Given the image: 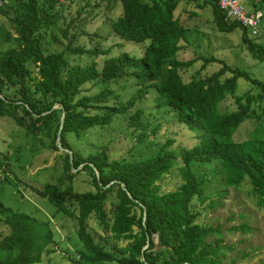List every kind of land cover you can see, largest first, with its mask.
<instances>
[{
	"label": "trees",
	"instance_id": "obj_1",
	"mask_svg": "<svg viewBox=\"0 0 264 264\" xmlns=\"http://www.w3.org/2000/svg\"><path fill=\"white\" fill-rule=\"evenodd\" d=\"M114 1L120 3L122 14L112 22V30L126 41L146 43L144 54L108 58L98 70L95 63L68 66L64 52L43 54L42 30L59 20L55 7L60 0H0V19L8 21V27L0 23V116L11 118L34 141L38 136L50 138L54 132L51 143L54 151L60 152L69 182L80 172L89 175L92 190L83 194L74 193L70 183L64 188L46 184L36 191L57 212L76 221L77 237L83 245L77 251L78 261L73 259L76 264H220L227 247L222 245L221 227L198 223L191 209L194 200L197 204L206 200L203 180L192 167L217 161L224 171L225 186L239 189L247 181L257 206L264 208V124L257 123L243 141L233 139L240 125L250 119L251 103L264 102V84L214 58L178 60L188 43L184 24L199 15L184 9L176 15L175 11L180 2L195 3L200 9L210 4L218 32L240 28L247 51L262 63L264 48L249 39L238 22L226 20L215 0ZM262 2L253 8L262 10ZM67 49L76 55L98 54L96 50ZM197 62L201 64L194 76L184 81L182 71ZM215 63L221 67L206 71ZM30 66L37 69L34 75ZM128 77L137 90L126 103L109 104V90L81 96L87 83L109 85ZM160 79H165L164 83L159 84ZM239 79L256 85L259 94L236 95ZM11 89L12 98L5 95V90ZM151 89L158 105L173 108L180 123L195 125L202 132L199 143L190 149L161 145L158 153L140 160L112 159L106 148L82 157L68 144V135L79 138L92 128L109 125L119 115L129 114L130 107L141 103ZM230 97L236 110L220 112L219 105ZM90 108H96L93 115L88 113ZM140 115V110L129 114L132 126L140 124ZM57 138L70 154L58 149ZM175 166L181 184L174 191L160 193L157 184ZM108 204L109 212L105 210ZM91 217L121 244L117 253L94 243L86 232ZM49 224L0 203V226L6 229L0 237V264H44L42 254L52 252L48 249L53 242ZM239 230L250 232L245 225L229 232ZM154 235L159 251L153 250Z\"/></svg>",
	"mask_w": 264,
	"mask_h": 264
},
{
	"label": "rangeland",
	"instance_id": "obj_2",
	"mask_svg": "<svg viewBox=\"0 0 264 264\" xmlns=\"http://www.w3.org/2000/svg\"><path fill=\"white\" fill-rule=\"evenodd\" d=\"M241 1L245 2L239 0ZM262 3L261 11L264 13V0ZM55 8L60 18L50 28L42 30L45 35L41 41L43 54L64 52L68 66L87 67L95 63L98 70L108 58L118 57L123 53L136 57L144 54L146 43L126 41L112 30V22L122 14L119 2L60 0ZM182 9L195 11L199 16L184 24L188 29V43L177 55L178 60L214 58L229 67L245 71L251 79L264 84V63L247 51L246 45L242 43L243 31L240 28L231 33L218 32L213 23L210 4L200 9L195 8V3L180 2L176 15ZM0 23L8 27L6 19L1 18ZM259 32L260 36L254 39L246 30L248 38L264 48V19ZM68 47L83 51L96 50L98 54H71ZM200 64L201 62H197L190 69L182 71V79L189 81ZM220 67L215 63L208 66L206 71L211 72ZM30 69L33 75L37 72L34 66H30ZM164 81L165 79H160L158 83L162 84ZM136 88L134 80L128 77L109 85L87 83L83 86L81 96H92L109 90L112 93L109 104L126 103L136 95ZM259 91L256 85L244 79L237 81L236 95L248 94L255 97ZM6 94L14 97L13 89L5 90ZM114 96L118 98L114 99ZM236 108L232 97L224 100L218 107L220 112L235 111ZM250 109V119L242 123L233 136L237 142L247 139L257 123L264 124V102L251 103ZM137 110L141 111L140 124L135 127L131 124L129 114H134ZM129 111L127 115L115 117L109 125L84 132L79 138L68 135V144L82 157L106 148L112 159L140 160L158 153L161 145L168 144L169 149H190L203 138L202 132L195 125L180 123L173 108L158 105L154 89L150 90L149 96L141 103L131 106ZM95 112L96 108L88 110L90 115ZM53 133L50 138L38 136L34 141L11 118L0 116V203L14 212L50 222L53 242L48 249L52 252L42 254V263L76 264L73 259L78 261L77 251L83 249L77 237L76 221L57 212L55 206L38 196L36 191L42 190L46 184L64 188L70 183L74 193L83 194L91 191L92 187L86 172H80L70 182L67 180L68 173L59 158L60 152L54 151L51 143ZM55 145L61 147L59 141ZM62 150L65 151L63 148ZM192 169L203 180L206 200L203 204H197L194 200L191 209L196 214L198 223L221 227L224 235L222 245L227 247L224 256L220 258V264H264V208L257 206V198L252 195L248 182L244 181L239 189L227 188L224 184V171L217 161L195 163ZM71 171L78 173L76 170ZM180 184L178 167L175 166L157 187L160 193H167L176 190ZM110 208L108 204L105 210L109 212ZM242 225L248 226L250 232H229ZM5 232L6 229L0 226V237ZM86 232L94 243L107 251L117 253V249L121 247L119 242L112 239V234L102 229L92 217L86 223ZM153 242V250L159 251L161 247L156 235L153 236Z\"/></svg>",
	"mask_w": 264,
	"mask_h": 264
},
{
	"label": "built area",
	"instance_id": "obj_3",
	"mask_svg": "<svg viewBox=\"0 0 264 264\" xmlns=\"http://www.w3.org/2000/svg\"><path fill=\"white\" fill-rule=\"evenodd\" d=\"M215 1L226 20L238 22L243 28L249 31V35L254 39L260 36L259 27L263 19V12L260 9H254L253 7L246 9L238 0ZM246 1L254 6L260 4L263 0Z\"/></svg>",
	"mask_w": 264,
	"mask_h": 264
},
{
	"label": "crops",
	"instance_id": "obj_4",
	"mask_svg": "<svg viewBox=\"0 0 264 264\" xmlns=\"http://www.w3.org/2000/svg\"><path fill=\"white\" fill-rule=\"evenodd\" d=\"M239 1V0H238ZM240 4L241 5H243L246 9H250L251 8V4L250 3H248L246 0H245V2H240Z\"/></svg>",
	"mask_w": 264,
	"mask_h": 264
},
{
	"label": "water",
	"instance_id": "obj_5",
	"mask_svg": "<svg viewBox=\"0 0 264 264\" xmlns=\"http://www.w3.org/2000/svg\"><path fill=\"white\" fill-rule=\"evenodd\" d=\"M59 138V135L57 136ZM57 138V141H59V139ZM58 147V146H57ZM58 149L62 150L61 147H58ZM65 152H68L67 150H65ZM70 154V152H68ZM79 169V168H78ZM146 248V247H145Z\"/></svg>",
	"mask_w": 264,
	"mask_h": 264
}]
</instances>
